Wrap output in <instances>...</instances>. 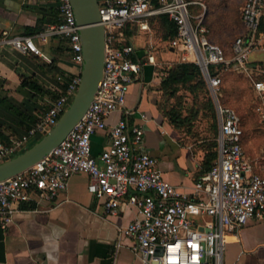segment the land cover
Masks as SVG:
<instances>
[{
  "label": "built area",
  "instance_id": "obj_1",
  "mask_svg": "<svg viewBox=\"0 0 264 264\" xmlns=\"http://www.w3.org/2000/svg\"><path fill=\"white\" fill-rule=\"evenodd\" d=\"M40 1L50 0H28ZM55 2L59 21L48 25L41 37L68 42L80 74L61 89L59 98L27 134L11 144L0 140V163L26 150L32 138L47 134L78 92L84 64L81 27L70 0ZM98 5L106 50L104 75L95 99L51 155L28 171L0 182V228L10 225L16 207L30 202L34 194L54 198L68 189L73 176L87 174L88 192L103 200L107 213L118 214L124 205L138 210L140 217L122 234L136 241L135 252L143 264H223L228 236L239 232L256 216H264V175L255 173L246 157L240 115L220 99L221 71L247 76L259 100L257 111L264 124V63L255 67L250 63L253 52L264 50V0L245 1L241 21L246 34L236 38L230 54L210 41L205 26L207 8L200 2L98 0ZM196 5L203 8L199 14L192 12ZM159 16H166L175 24L177 34L169 45L182 62L200 68L218 119L217 158L212 169L196 180L191 194L180 192L164 179L158 160L146 150L143 125L130 126L124 118L112 126L107 123L112 114L125 112L131 87L144 68L129 31L134 24ZM0 45H11L20 53L31 52L52 63L31 37H11L4 31ZM58 79L64 81L62 77ZM142 118L147 119L145 115ZM107 130L109 143L96 158L92 139Z\"/></svg>",
  "mask_w": 264,
  "mask_h": 264
},
{
  "label": "crops",
  "instance_id": "obj_2",
  "mask_svg": "<svg viewBox=\"0 0 264 264\" xmlns=\"http://www.w3.org/2000/svg\"><path fill=\"white\" fill-rule=\"evenodd\" d=\"M190 1L206 6L202 0ZM207 5L216 6L217 0H209ZM196 8L200 11L196 14L203 11L200 5ZM59 18L55 0L38 3L0 0V36L7 31L11 37H31L52 61L49 64L34 53L23 54L11 45H0V98H7L32 120L25 121L0 105V140L5 144L27 134L59 98L61 89L80 74L81 68L73 61L68 42L41 37L46 27ZM241 24L243 36L246 29L242 21ZM28 28L40 31L28 35ZM166 34L160 18L131 27L129 35L144 68L131 87L125 112L112 114L107 123L112 126L124 118L130 126L143 125L146 150L158 160L164 179L180 192L191 194L201 175L206 151L203 139L189 143L188 133L176 130L166 115L167 104H174L175 99L164 95L162 83L169 70L182 63ZM255 52L264 54V50ZM251 56L252 66L264 63V58ZM242 76L253 90L251 80ZM59 77L64 81H59ZM24 79L42 86L46 94L41 96L24 87ZM41 138H32L28 148ZM108 143V130L97 133L92 139L94 157H99ZM246 147L244 144L247 154ZM248 160L255 173L264 175V145L257 148L256 159ZM89 183L87 174L75 175L68 189L54 198L36 193L30 202L16 207L13 222L0 228V264H143L135 252L136 241L122 234L124 228L140 217L138 210L124 205L118 214L107 213L103 200L88 192ZM223 264H264V216H256L239 232L228 236Z\"/></svg>",
  "mask_w": 264,
  "mask_h": 264
},
{
  "label": "water",
  "instance_id": "obj_3",
  "mask_svg": "<svg viewBox=\"0 0 264 264\" xmlns=\"http://www.w3.org/2000/svg\"><path fill=\"white\" fill-rule=\"evenodd\" d=\"M70 1L77 24L81 27L84 55L78 92L58 123L47 134L24 152L0 163V182L28 171L51 155L84 118L99 89L104 75L106 36L101 24L98 0ZM161 252L162 248H159V255Z\"/></svg>",
  "mask_w": 264,
  "mask_h": 264
},
{
  "label": "trees",
  "instance_id": "obj_4",
  "mask_svg": "<svg viewBox=\"0 0 264 264\" xmlns=\"http://www.w3.org/2000/svg\"><path fill=\"white\" fill-rule=\"evenodd\" d=\"M156 2V0H154ZM196 7V6H193ZM192 9L193 13H197ZM160 18L167 34L166 39L172 38L177 34V28L166 16L154 17ZM58 22V20L56 21ZM54 22V23H56ZM261 30L264 31V23L262 22ZM28 35L38 33L40 29L28 28ZM215 72V67L211 68ZM24 87L29 88L38 95H45L46 91L39 84L24 79L22 82ZM162 90L168 99H175L174 104H167L166 115L171 125L179 131H185L190 134L199 120H206L208 123V132L211 137L203 139V147L206 156L202 164V172L199 178L208 173L217 158V136H218V119L214 101L210 95L208 85L203 77L200 68L194 63H178L175 64L168 72V77L162 83ZM186 93L187 96H184ZM190 98V102L187 100ZM0 105L15 116L25 120L32 121L19 108L8 101L7 98H0ZM0 137H2L0 135ZM198 178V179H199ZM197 179V180H198Z\"/></svg>",
  "mask_w": 264,
  "mask_h": 264
},
{
  "label": "rangeland",
  "instance_id": "obj_5",
  "mask_svg": "<svg viewBox=\"0 0 264 264\" xmlns=\"http://www.w3.org/2000/svg\"><path fill=\"white\" fill-rule=\"evenodd\" d=\"M202 1L208 8L205 26L209 31L210 41L219 44L230 54L234 40L243 33L240 17L245 0H217L216 6L207 5L209 0ZM193 9L197 13L200 12L196 7H193ZM155 31L158 32V30ZM251 58H264V54L254 52ZM221 76V102L240 115L245 134V148L248 145L246 155L248 159H256L257 148L264 145V124L261 114L257 111L259 101L252 90L251 84L242 75L224 70L221 71ZM183 95L187 96L186 93H183ZM187 102H190V98ZM188 135L189 139L187 141L191 144L210 138L207 121L199 120L196 122L192 132Z\"/></svg>",
  "mask_w": 264,
  "mask_h": 264
}]
</instances>
